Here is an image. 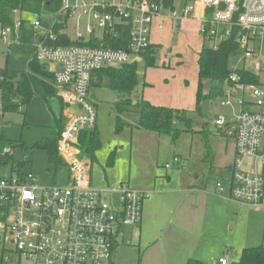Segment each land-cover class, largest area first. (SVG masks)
I'll return each instance as SVG.
<instances>
[{
	"label": "built area",
	"instance_id": "obj_1",
	"mask_svg": "<svg viewBox=\"0 0 264 264\" xmlns=\"http://www.w3.org/2000/svg\"><path fill=\"white\" fill-rule=\"evenodd\" d=\"M163 12L177 24L197 18L204 41L214 49L233 38L242 53V69L259 76L260 83L247 82L234 71L226 81L220 104L231 110L230 117L219 114L215 124L235 134L236 149L230 178H221L216 185L217 193L224 194L226 180L232 200L264 207V0H183L179 7L165 0H61L34 57L50 66L62 102L77 109L57 144L69 179L66 184L41 185L33 173L2 178L0 201L8 215L0 222V264H111L127 228L139 233L149 192L125 182L119 188L95 187L89 165L79 157L78 144L80 133L98 121L91 97L94 74L130 63L133 55L148 49L154 19L163 18ZM74 18L76 23L70 27ZM41 25L40 19L35 21L36 28ZM21 26L19 19L15 29ZM126 27L125 48L66 44L68 37L75 42L113 38ZM8 30H2L4 40ZM249 157L253 167L244 171ZM174 162L180 164V159L175 157ZM230 263L226 257L219 259V264Z\"/></svg>",
	"mask_w": 264,
	"mask_h": 264
},
{
	"label": "rangeland",
	"instance_id": "obj_2",
	"mask_svg": "<svg viewBox=\"0 0 264 264\" xmlns=\"http://www.w3.org/2000/svg\"><path fill=\"white\" fill-rule=\"evenodd\" d=\"M182 3L183 0H178L176 6ZM55 17V13L27 15L24 24L22 22L23 28L15 29L14 36L8 30L5 40L0 26V70H26L40 37L49 30ZM16 18L21 19L19 15ZM39 19L42 25L36 28L35 21ZM76 20L70 19V27ZM82 20L85 23V19ZM199 24L189 18L174 30L166 24L152 31L158 66L146 68L144 57L132 56L131 62L137 63L138 74V84L130 95L132 100L143 98L166 107H184L195 98L192 88L197 87L199 81V58L204 45ZM241 55L238 52L231 57V70L243 68ZM261 78L264 81V72ZM97 79L100 85L92 86L91 97L98 104L101 148L97 152L99 161L93 162L94 182L99 179L108 187L109 179L111 188H119L124 182H131L133 189L151 187L146 190L149 197L144 202L141 239L136 234L131 235L129 228L116 252V264H185L189 258L199 259L203 264H219L220 257L237 262L244 248L264 245V207L240 204L231 200L227 191L224 197L214 194L217 180L221 177L227 180L231 176L235 144V134L215 124L219 114L231 112L221 106V96L202 103L203 115H192L193 129L203 134L183 132L174 139L146 129L117 128L119 112L115 104L129 96L112 90L107 77ZM209 84L205 86L206 92ZM219 86L228 87L226 81ZM76 110L74 106L63 104L60 98L45 101L35 96L27 109L5 114L2 148L11 147L14 157L11 163L0 167V182L13 174L12 169L17 170L24 163L20 168L22 173H33L39 184H61L60 178L67 170L62 169L56 175L47 152L34 145L44 138H57L60 126L56 120L60 119L65 126ZM139 115L140 108L134 105L126 108L123 118L132 124ZM208 147H211L210 157L207 156ZM111 154L113 162L108 164ZM175 156L185 162L183 167L174 162ZM79 157L91 163L85 153L80 152ZM252 167L253 158L249 157L243 169L250 171ZM202 185L208 189L195 205L183 199L185 191L182 189L185 188L182 187ZM7 215V207L0 201V222H5ZM5 245L12 248L9 241Z\"/></svg>",
	"mask_w": 264,
	"mask_h": 264
},
{
	"label": "trees",
	"instance_id": "obj_3",
	"mask_svg": "<svg viewBox=\"0 0 264 264\" xmlns=\"http://www.w3.org/2000/svg\"><path fill=\"white\" fill-rule=\"evenodd\" d=\"M175 0H165L167 4H173ZM191 2L193 0H185ZM61 0H0V26L2 30L9 29L11 35L14 36L16 16L19 15L23 24L24 17L27 15L40 16L43 13H53L60 7ZM23 28V26H22ZM21 28V29H22ZM20 29V30H21ZM129 28L119 30L117 36L113 38L106 36L104 39L93 37L90 41H71L68 37L66 44H88L92 46H106L113 48H125L129 42ZM155 46L151 45L145 51L139 53L145 60V67H157ZM239 50L238 44L233 38L223 40L218 49H214L210 44L204 41V45L199 58V83L197 91V107L194 112L187 110H179L166 106H158L152 104L145 99L132 100L130 97L138 84L137 63L130 62L122 66H111L97 71L94 76L99 79L107 77L110 81V88L114 91L122 92L129 97L115 104L119 115L117 119V128L123 129L125 126L139 129H147L155 131L159 134H167L176 139L183 132H199L194 130L193 118L194 113L203 115L202 103L211 100L215 96H222L224 87H220V82H225L232 72H237L247 82L260 83V78L254 72L246 69L231 70L229 67L230 59L237 54ZM5 75L0 77V167L13 161L14 153L10 148L6 152L2 148L4 137L1 133L4 124L5 114L11 112L22 111L28 108L35 96H40L43 100L49 101L52 98H62L60 96V88L54 82V73L50 66L41 63L35 57L28 62L26 70H9L6 68ZM93 76V77H94ZM211 83V84H209ZM209 84V93L205 92V86ZM92 85H100L99 82H92ZM214 87V89L212 88ZM63 103V102H62ZM96 105V104H95ZM139 106L140 115L135 123H128L124 119L123 114L126 108L131 106ZM60 126L59 131L63 129L60 119L56 120ZM208 136V133H206ZM60 135V134H59ZM59 137V136H58ZM58 137L55 139L44 138L38 141L34 146L47 152L48 160L54 164L56 174L62 169L67 170V166L59 156L57 144ZM78 148L80 152L85 153L92 162L97 159V152L101 148V139L99 129H85L79 135ZM207 156L210 157L211 147H208ZM113 154L110 155L108 164H112ZM21 163L18 167L20 172ZM16 170V171H17ZM15 171V169H13ZM232 173V167H230ZM111 264H114L113 262ZM186 264H203L198 259H189ZM230 264H264V245L257 247L244 248L240 260L231 262Z\"/></svg>",
	"mask_w": 264,
	"mask_h": 264
},
{
	"label": "crops",
	"instance_id": "obj_4",
	"mask_svg": "<svg viewBox=\"0 0 264 264\" xmlns=\"http://www.w3.org/2000/svg\"><path fill=\"white\" fill-rule=\"evenodd\" d=\"M177 1L178 0H175L174 1V5L176 6V4H177ZM54 13V12H53ZM163 15H164V17L163 18H161V17H157V18H155L154 19V22H153V29H152V31H154V29H162V28H164V26L167 24L169 27H170V29L171 30H174V28L175 27H177V26H181L182 25V22H183V20L179 23V24H177L175 21H173L172 19H170L169 17H167V16H165V12H163ZM189 19V18H188ZM193 19H195V17L193 18ZM186 20V19H185ZM198 23H200V21L196 18L195 19ZM161 21H163V27L162 28H160L159 27V25H160V23H161ZM201 26V24H199V27ZM200 30V29H199ZM200 32V31H199ZM201 34V33H200ZM152 35V34H151ZM98 39V38H97ZM152 42V41H151ZM203 42H204V40H203ZM152 45H155L153 42H152ZM164 67H166V61L164 62ZM149 68H155V67H149ZM51 69V68H50ZM198 77H199V70H198ZM97 81H98V79H97V76H94L93 77V82H96L97 83ZM198 83H199V81H198ZM93 86V85H92ZM192 92L194 93L195 92V98H192L191 99V101H190V103L189 104H187V105H185L184 107L183 106H181V105H178V106H175V107H171V108H175V109H179V110H187V111H192V112H194L195 110H196V107H197V91H198V84H197V87H196V85H194V87L192 88ZM186 91V89H182V92H185ZM206 92V91H205ZM206 93H209V91L208 92H206ZM146 100V99H145ZM92 101L94 102V104H96V106H97V109H98V104L92 99ZM152 104H154V105H158V106H165V105H159V104H156V102H152V101H150ZM64 104V103H63ZM168 107V106H167ZM170 107V106H169ZM203 107V106H202ZM126 111V110H125ZM204 111V110H203ZM227 117H230V113H229V115H226ZM97 123H98V121H97ZM97 123H96V125L94 126V127H96L97 126ZM93 127V128H94ZM98 128V127H97ZM147 130V129H146ZM151 131V130H150ZM153 132H155V131H153ZM157 133V132H156ZM159 134V133H158ZM160 135H162V134H160ZM234 150H233V159H232V162H231V166L230 167H232V164H233V161H234V158H235V149H236V146H235V144H234V148H233ZM175 157H177V156H175ZM174 157V158H175ZM179 158V157H178ZM180 159V158H179ZM96 161L98 162L99 161V158H97L96 159ZM95 161V162H96ZM90 162L91 163H89V162H86L88 165H89V168H90V173H91V178H92V183H95L94 182V177H93V162L90 160ZM185 165V162L182 160V159H180V164H178V166H180V167H183ZM108 166V165H107ZM213 168V167H212ZM12 172H13V174H24V173H22V170H20V172H18V170L16 171H13V169H12ZM59 174H60V172H59ZM56 175H58V174H56ZM221 178H223V177H221ZM220 178V179H221ZM68 179H69V171H68V168H67V173H65V174H62V176H61V178H60V180L62 181V183L61 184H66L67 182H68ZM218 181V180H217ZM224 181V183H226V180H223ZM103 181H100L99 179L97 180V182L95 183L96 185H97V187H99V188H101V189H104V188H107V187H105V186H103V183H102ZM111 183V181L108 179L107 180V186L108 187H111L110 184ZM112 183H115V184H113V185H117L116 183L117 182H112ZM130 183L131 182H128V185L130 186ZM217 183V182H216ZM53 184H55V183H53ZM52 185V184H51ZM206 185V184H205ZM205 185H202L201 187H196V186H194V187H182V188H185V189H182V191L184 190L185 191V193H184V195H183V199L185 200V201H190L191 203H193L194 205L196 204V202H198V200H199V198L200 197H203L204 196V193H205V191H206V189H208L207 187H203V186H205ZM225 192L227 191L228 192V196L230 197V195H229V186H227L226 184H225ZM116 188V187H115ZM136 188H138L137 190H142V191H146L147 189H151V187H136ZM187 188V189H186ZM170 191H172V190H169V192ZM201 191H203V192H201ZM214 194H216V196H218V197H224V194H218L217 193V187L215 188V191H214ZM232 200V199H231ZM144 206H143V215H142V219H141V221H140V223H139V233L138 234H136L135 233V231H134V229L133 228H130V232H131V235H134V234H136L137 236V238H139V239H141V236H142V223L144 222ZM147 220V219H146ZM129 228H127V230H128ZM127 230H126V233H127ZM126 236V235H125ZM122 241H124V239L122 240ZM121 247V241H120V243H119V245L115 248V251H114V257H113V262H114V264H116V262L114 261V259H115V255H116V252H117V250L119 249ZM221 258V257H220ZM219 258V259H220ZM189 259H193V258H189ZM188 259V260H189ZM187 260V261H188ZM199 260V259H198ZM187 261L185 262V264L187 263ZM201 261V260H200ZM202 262V261H201ZM203 263V262H202Z\"/></svg>",
	"mask_w": 264,
	"mask_h": 264
},
{
	"label": "water",
	"instance_id": "obj_5",
	"mask_svg": "<svg viewBox=\"0 0 264 264\" xmlns=\"http://www.w3.org/2000/svg\"><path fill=\"white\" fill-rule=\"evenodd\" d=\"M5 75V71L4 70H0V77Z\"/></svg>",
	"mask_w": 264,
	"mask_h": 264
}]
</instances>
